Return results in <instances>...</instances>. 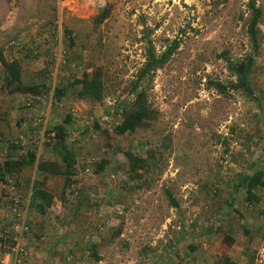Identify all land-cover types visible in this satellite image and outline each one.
I'll use <instances>...</instances> for the list:
<instances>
[{
    "label": "rangeland",
    "instance_id": "1",
    "mask_svg": "<svg viewBox=\"0 0 264 264\" xmlns=\"http://www.w3.org/2000/svg\"><path fill=\"white\" fill-rule=\"evenodd\" d=\"M248 2L0 0V48L21 60L26 84L42 89L10 91L0 67V223L13 220L2 215L5 197L20 195L26 264H264V185L253 201L236 189L242 174L264 165V0H256L262 13L253 92L228 86L236 75L227 57L251 51ZM105 5L110 12L98 22ZM149 40L158 53L177 43L148 89L158 117L117 134ZM97 67L102 99L80 98L71 82ZM68 115L78 167L69 180L49 173L44 187L54 199L41 214L30 196L43 175L14 162L28 149L61 162L50 138ZM20 134L24 145L16 142ZM127 150L149 160L139 175L129 170ZM13 244L7 236L2 254Z\"/></svg>",
    "mask_w": 264,
    "mask_h": 264
},
{
    "label": "trees",
    "instance_id": "2",
    "mask_svg": "<svg viewBox=\"0 0 264 264\" xmlns=\"http://www.w3.org/2000/svg\"><path fill=\"white\" fill-rule=\"evenodd\" d=\"M248 7L250 9V16L247 20V33L251 42V51L243 58L237 60L227 57L228 67L236 75V80H231L228 86L252 93L253 88L250 74L260 47L259 23L262 10L257 5L256 0H249ZM109 12V6L105 5L96 15V21H102L108 16ZM176 47L177 43L169 46L167 50L158 53L152 41L146 42L145 60L131 82L130 92L134 97L128 101L126 100L124 105H122L120 120L114 128L117 134H124L135 131L140 127H147L157 119L158 112L150 102L148 89L154 72L165 64ZM3 52L4 49L0 48V61L6 72L5 81L9 90L38 95L42 91L41 84H26L23 80V65L21 61L18 59L8 60ZM43 85L45 86V84ZM70 86L76 87V93L80 98H89L95 101L101 100L105 91L101 67L94 68L92 71H84L83 75L71 82ZM217 86L222 89L226 87L221 82H217ZM56 90L55 96L60 97L63 95V88H57ZM71 118V115H68L65 120L55 125L52 130L54 131V136L52 135L50 138L54 143V149L61 157V162L37 158L36 153L30 149L26 150L17 162H14L18 165H36V172L43 175V179L36 177L33 180L30 196L31 207L41 214L47 213L54 199V194L44 187L45 179L48 178L49 173L64 175L69 180L78 167L77 155L68 137L67 126ZM148 153H151V151ZM125 157L129 163L130 172L135 175H139L141 170L148 168V158L139 155L133 150H127ZM11 163L13 161H6L7 170L8 165ZM263 185L264 165L259 164L253 172L242 174L240 182L236 184V189L240 194L244 193L247 200L253 201L256 200L255 189ZM168 196L171 203L177 205L172 192L168 191ZM232 241V238L228 240L229 243Z\"/></svg>",
    "mask_w": 264,
    "mask_h": 264
},
{
    "label": "built area",
    "instance_id": "3",
    "mask_svg": "<svg viewBox=\"0 0 264 264\" xmlns=\"http://www.w3.org/2000/svg\"><path fill=\"white\" fill-rule=\"evenodd\" d=\"M14 44L18 42L13 41ZM28 141L27 137L24 134H20V136L16 139L17 143L22 145L26 144ZM0 165V170H1ZM14 188V187H13ZM5 199L7 200L6 207L3 208V216L4 220L8 222L11 220L12 222L8 223H0V264H18L24 263L25 257L27 254V250L24 244L25 236L29 230V226L25 219V206L24 202L21 199V196L18 194H12L8 197L6 196ZM10 236L13 239V246H12V253H13V260L9 262L6 260V254H1L2 249L5 246L6 237Z\"/></svg>",
    "mask_w": 264,
    "mask_h": 264
},
{
    "label": "crops",
    "instance_id": "4",
    "mask_svg": "<svg viewBox=\"0 0 264 264\" xmlns=\"http://www.w3.org/2000/svg\"><path fill=\"white\" fill-rule=\"evenodd\" d=\"M13 44H14V43H13ZM9 49H10V48L4 50L3 53H4L5 57H6L8 60L18 59V58H16V57H12V58L9 59V58L6 56L5 52H6V50L9 51ZM18 60H20V59H18ZM20 61H21V60H20ZM1 66H2V63H1V61H0V67H1ZM4 71H5V70H4ZM5 75H6V72H5ZM22 119H23V118H17L16 121H17V122L19 121V123H20V122L23 121ZM0 125L2 126V119H0ZM24 244H25V247H26V250H27V248H28V244H29V238H28L27 235L25 236ZM27 253H28V251H27ZM1 254H2V252H1ZM5 254H6V257H5L6 260H8L9 262H11V261L13 260V253H12L11 251H8V252H6ZM5 254H4V255H5ZM27 257H28V254H27L26 257H25L26 259H25L24 264H26ZM28 262H29V261H28Z\"/></svg>",
    "mask_w": 264,
    "mask_h": 264
},
{
    "label": "bare ground",
    "instance_id": "5",
    "mask_svg": "<svg viewBox=\"0 0 264 264\" xmlns=\"http://www.w3.org/2000/svg\"><path fill=\"white\" fill-rule=\"evenodd\" d=\"M29 226V225H28ZM5 245H6V242H5ZM5 247V246H4ZM3 250V249H2Z\"/></svg>",
    "mask_w": 264,
    "mask_h": 264
}]
</instances>
